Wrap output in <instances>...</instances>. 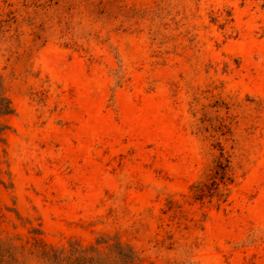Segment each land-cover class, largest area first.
I'll return each mask as SVG.
<instances>
[{"label": "rangeland", "instance_id": "rangeland-1", "mask_svg": "<svg viewBox=\"0 0 264 264\" xmlns=\"http://www.w3.org/2000/svg\"><path fill=\"white\" fill-rule=\"evenodd\" d=\"M0 76L12 264H264V0H0Z\"/></svg>", "mask_w": 264, "mask_h": 264}, {"label": "trees", "instance_id": "trees-1", "mask_svg": "<svg viewBox=\"0 0 264 264\" xmlns=\"http://www.w3.org/2000/svg\"><path fill=\"white\" fill-rule=\"evenodd\" d=\"M13 112V107L9 98L6 96L0 76V144L5 142V131L8 126L5 123L4 118ZM1 170V168H0ZM114 248L115 255L117 257L116 264H136V257L132 248L125 247L122 244H117L114 247L113 245L109 246L108 258H101L97 255H91L86 250H71L68 253L64 251L50 252L44 251L43 257L46 258L51 264H114ZM17 247L12 244H7L2 242L0 244V263L3 264H12L16 261V251Z\"/></svg>", "mask_w": 264, "mask_h": 264}]
</instances>
